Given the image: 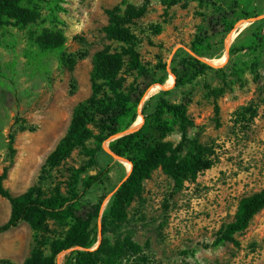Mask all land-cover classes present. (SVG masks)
I'll list each match as a JSON object with an SVG mask.
<instances>
[{"label":"rangeland","instance_id":"374dc122","mask_svg":"<svg viewBox=\"0 0 264 264\" xmlns=\"http://www.w3.org/2000/svg\"><path fill=\"white\" fill-rule=\"evenodd\" d=\"M171 1L66 0L56 28L40 21L25 28L14 23L1 28L0 174L11 166L4 184L13 195L47 176L43 170L48 157L67 134L77 105L92 93L94 56L121 46L107 38L108 10L125 11L130 6L136 16L128 26L143 62L150 69L165 64L167 79L174 76L169 88L153 84L140 108L162 91L174 103L190 98L194 122L190 136L214 150L216 163L180 188L161 169L144 182L122 233L113 235L115 241L120 235L132 237L142 251L120 263L264 264V210L235 236L239 245L216 244L222 227L235 219L240 200L264 190V24L241 18L229 33L225 25L234 16L236 1L245 9L249 4L252 13L261 16L264 0H177L174 5ZM51 31L61 37L53 41ZM207 42L210 55H196L195 45ZM190 56L207 66L190 68ZM174 70L183 81L178 85ZM133 126L130 129L140 127ZM180 140L178 132L165 139L174 144ZM86 161L76 150L44 181L45 188L64 182L68 168ZM121 164L124 167L108 157L102 161L111 172L91 197L104 200L103 211L129 172L128 163ZM10 216V202L0 197V225ZM100 227L102 232L101 222ZM102 240L99 233L98 247ZM33 247L34 231L23 222L0 234V264L3 260L22 264Z\"/></svg>","mask_w":264,"mask_h":264},{"label":"trees","instance_id":"16d2710c","mask_svg":"<svg viewBox=\"0 0 264 264\" xmlns=\"http://www.w3.org/2000/svg\"><path fill=\"white\" fill-rule=\"evenodd\" d=\"M66 0H0V31L4 25L14 23L25 28L30 25L50 24L56 28L61 23L60 14L65 12ZM172 5L177 0L171 1ZM45 13V15L43 14ZM109 25L105 28L107 38L121 44L119 49L105 48L93 59L92 93L77 105L65 137L48 157L40 182L20 195H13L5 187L11 166L0 174V197L11 204V216L0 225V234L6 233L26 222L34 231V247L22 264H121L125 256L140 253L141 246L130 236L119 235L128 218V210L141 195L143 184L153 173L161 169L180 188L187 180L197 176L216 163L214 150L190 136L194 122L189 115L191 99L179 103L168 100L162 91L140 105L153 84L167 82V66L158 64L150 69L143 62L136 45V38L128 26L136 14L128 6L108 10ZM234 15L226 22V33L234 29L241 18L256 17L249 8L239 2L231 10ZM44 15V16H43ZM264 24V20L261 22ZM53 41L61 37L50 33ZM257 38V37H256ZM210 43V41H209ZM198 44L193 51L198 56L210 55V44ZM57 47V45L55 46ZM65 54H61L64 61ZM190 68L206 67L199 58L190 56ZM178 82H183L174 70ZM130 77L133 81L129 82ZM142 86L144 88L142 89ZM140 113L144 123L109 143L115 155L130 161L131 174L112 194L103 211L104 200H94L91 195L96 186L105 185L111 167L102 166L105 157L124 167L105 149L112 137L127 132L136 124ZM23 131L26 128L22 129ZM178 132L181 140L174 144L165 141ZM11 143L15 134L10 135ZM78 150L86 159L81 167L67 169L68 179L45 188V180L59 169ZM127 176V174H125ZM125 176V177H126ZM65 185V186H63ZM86 207L91 209L83 212ZM264 210V190L243 197L235 219L224 225L217 235L216 244L235 243L237 234L244 232L254 217ZM102 224L103 240L97 249ZM122 233V232H121ZM62 259V263L60 260ZM3 264H16L3 260Z\"/></svg>","mask_w":264,"mask_h":264},{"label":"water","instance_id":"95a60500","mask_svg":"<svg viewBox=\"0 0 264 264\" xmlns=\"http://www.w3.org/2000/svg\"><path fill=\"white\" fill-rule=\"evenodd\" d=\"M260 20H264V15L256 16V17H253V18H250V19H246L245 21L250 22V23H254V22H257V21H260ZM240 24H241V23H240ZM161 86H163V87L165 88L164 85H161ZM140 115H141L142 118H143V122H142V124L140 125V127L137 128V129H140V128L142 127L143 123H144V116H143L142 113H140ZM137 129H129L127 132L120 133V134H118V135L112 137L110 140H108V143H107V144H108V148H105V149H106L109 153H111V154L114 156V158H115L116 160H118L120 163H123V161H128V162H130V161L127 160V159H125V158L119 157V156L115 155L114 153H112L111 150H110V148H109V143H110L111 141H114L115 139H117V138H119V137H121V136H124V135H126V134H128V133H130V132H132V131H134V130H137ZM131 171H132V169H131ZM131 171L127 173V176H126L125 180H127V179L129 178V176H130V174H131ZM125 180H124V181H125ZM102 237H103V236H102L101 227H100V238L102 239ZM99 244H100V242H99ZM99 244H98V245H99ZM97 247H98V246H97ZM97 247H96V248H97ZM96 248H94V249H96Z\"/></svg>","mask_w":264,"mask_h":264},{"label":"bare ground","instance_id":"6f19581e","mask_svg":"<svg viewBox=\"0 0 264 264\" xmlns=\"http://www.w3.org/2000/svg\"><path fill=\"white\" fill-rule=\"evenodd\" d=\"M223 61H224V60H223L222 58L219 59V60H217V62H218L219 64H222ZM171 78H172V79H169V80L166 82V84H165V88H169V87L172 86L174 76H173V77L171 76ZM150 91H151V90H150ZM137 122H138V123H137ZM137 122H136V124L133 126V128H135V127H139V126L142 124V122H143V118H142V116H139ZM107 147H108V146H107ZM123 163H128V164H130V162H128V161H123ZM128 164H126V166H127L128 170H129V172H130V171H131V167H130ZM130 165H131V164H130Z\"/></svg>","mask_w":264,"mask_h":264}]
</instances>
